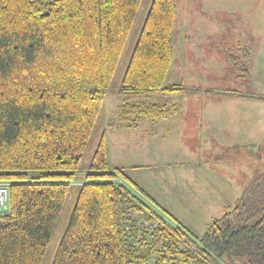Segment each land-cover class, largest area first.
I'll use <instances>...</instances> for the list:
<instances>
[{
    "label": "trees",
    "instance_id": "obj_1",
    "mask_svg": "<svg viewBox=\"0 0 264 264\" xmlns=\"http://www.w3.org/2000/svg\"><path fill=\"white\" fill-rule=\"evenodd\" d=\"M141 1L0 0V182L10 191L9 210L0 218V264H41ZM176 21V0L151 1L117 91L127 128L174 111L168 99L141 103L131 96L187 91L165 85ZM84 179L52 264L139 261L142 251L126 231L135 214L157 224L154 234L167 254L153 252L156 264L178 252L181 234L220 264H264V170L199 240L124 168L110 166L105 133ZM199 258L192 250V260L204 264Z\"/></svg>",
    "mask_w": 264,
    "mask_h": 264
},
{
    "label": "rangeland",
    "instance_id": "obj_2",
    "mask_svg": "<svg viewBox=\"0 0 264 264\" xmlns=\"http://www.w3.org/2000/svg\"><path fill=\"white\" fill-rule=\"evenodd\" d=\"M151 1H141L104 94L95 127L82 153L79 170L73 181L75 185L71 186L41 264H52L59 241L69 223L77 185L85 180V169L102 133L106 134L108 142L110 166H124L141 185L152 187L156 192L158 189L170 191L171 195L160 196L167 210L198 240L203 238L208 225L224 213L226 208L218 205L233 207L253 174L264 170V114H261L263 136L255 139V144L199 145L194 139L183 138L182 135L167 136L173 131L184 134L188 128L193 130L197 127L195 124L179 125L175 119L172 125L168 118L142 119L138 129L124 126L117 91ZM176 5L174 59L165 85H183L187 91L151 97L131 96L130 101L151 103L168 99L169 104L181 110L182 107L199 105L206 100L220 101L223 105L240 102L234 100L230 92L264 95V0H176ZM221 26L228 27V35L233 37L225 42L231 49L230 55L236 53L240 55L239 58L230 60V56L213 55L215 51L211 48L212 44L227 36L225 32L223 36L207 33L206 29L219 28L220 31ZM192 27L194 36L202 37L199 40L206 42L201 49V52H208L204 58L206 62L196 59L192 63ZM197 30L200 32L196 33ZM207 35L212 38L206 40L204 37ZM188 37L191 40L188 41ZM238 39L254 43L250 45L252 50L247 61L243 51L237 49ZM192 89L196 90L192 92ZM144 120L145 124L142 122ZM223 176H228L232 181L235 193L227 184H223V200L214 195L213 203L206 201V197L196 188H200V183H203L211 189L214 186L212 181H219ZM166 177L172 181L166 180ZM179 189L183 193L190 190L189 195H186L188 199L179 198Z\"/></svg>",
    "mask_w": 264,
    "mask_h": 264
},
{
    "label": "crops",
    "instance_id": "obj_3",
    "mask_svg": "<svg viewBox=\"0 0 264 264\" xmlns=\"http://www.w3.org/2000/svg\"><path fill=\"white\" fill-rule=\"evenodd\" d=\"M218 29L210 28V27L206 29L207 33H213V34L219 33L220 36H223L222 34L225 32L227 36L224 39L223 37H221L222 38L221 41H215L212 44L211 48L215 51L213 55L226 57V58H229L230 56V60L239 58L240 55L236 53L230 55L231 49H229V47L225 43L226 41L233 39V37H230L228 35L230 33L228 27L221 26L220 31ZM195 32L197 33L200 31L197 30ZM204 38L206 40H209L210 38H212V36L207 35ZM199 39H202V37L194 36L193 27H192V63H195L196 59H204L208 55V52L206 51L201 52V49L204 48L203 45L206 42L200 41ZM189 40H191L190 37H188V41ZM241 40L242 39L237 40L238 43L237 49L238 51H243V53L246 56L245 60L247 61L249 58L248 56H250V51L252 50L251 49L252 47H250V45L253 46L254 43L252 41L250 43L249 42L246 43L245 41L241 42ZM188 41L185 42L187 43ZM258 57L259 56H257V58ZM203 61L206 62V59H204ZM232 97H235L233 99L234 100L238 99L237 101L240 102H238L237 104L223 105V103H221L220 101L206 100L199 105L182 107L181 110L174 108V111H172V113L168 117H166L168 118L169 121H171L170 124L172 123V125H174V119H175L177 120L179 125L193 126V124H195L197 127L193 130L192 128H188L187 129L188 132L184 134L173 131L169 133V135L167 136L182 135L183 138L194 139L195 142L198 143L199 145H219V144L226 145V144H237V143L255 144L254 143L255 139L262 138L263 136V119L261 117V114H264V106H262L264 105V100L251 99L248 97H241V96H232ZM140 121L138 122L137 127H131V128L138 129L139 126L141 125ZM145 121L146 120L142 122L145 124L146 123ZM109 159L110 157H109V149H108V160ZM120 167L124 168L125 173L127 174V176H129L130 179H132L142 188L146 189L150 193V195L154 197L155 200L160 204V206H162L165 210H167V205L160 196L162 194H167L169 196L171 195L170 191L168 190L160 191V189H158V191L156 192L152 187L143 186L139 183V180H137L135 177H132V175H130L129 172H127V169L124 166H120ZM166 180H171V179L166 177ZM212 183L214 184V186L211 189L206 188L205 184L203 183H200L201 185L200 188L199 187L196 188L198 192L202 194V196L204 195L206 197V201L211 203H213L215 199L214 195H217L216 196L217 199L223 200L222 192H225L223 184L225 185L227 184L230 188L233 189L232 181H230L228 176L226 177L223 176L219 181H212ZM178 191L180 193L179 198L188 199L186 195H189L190 190H187L184 193L181 192L180 189ZM233 192L235 193L234 189ZM181 195H183L184 197ZM226 200L227 198L224 201ZM218 207L227 208L226 205H220V206L218 205ZM168 213L172 217H174L175 220L180 225H183L181 222H179L176 219V217L173 214H171L169 211ZM187 230L189 229L187 228Z\"/></svg>",
    "mask_w": 264,
    "mask_h": 264
},
{
    "label": "built area",
    "instance_id": "obj_4",
    "mask_svg": "<svg viewBox=\"0 0 264 264\" xmlns=\"http://www.w3.org/2000/svg\"><path fill=\"white\" fill-rule=\"evenodd\" d=\"M10 205V191L9 184L0 182V218L5 215L9 210ZM153 214L158 216L153 208H149ZM136 220L133 225H126V231L128 235V241L134 249H140L142 251V258L130 264H156L157 259L152 255L153 252H162L167 254V251L163 249V239L155 236L154 230L157 226L156 222H149L139 214H135ZM179 240L176 245V252L172 257L162 261L160 264H199L196 260H192V250L196 251L204 264H220L208 258L206 255L201 254L195 246L192 244V238L184 235L178 236ZM151 253L150 255H146ZM146 256V257H145Z\"/></svg>",
    "mask_w": 264,
    "mask_h": 264
}]
</instances>
